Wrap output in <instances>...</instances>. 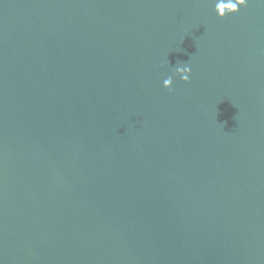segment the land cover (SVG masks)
Returning <instances> with one entry per match:
<instances>
[{
	"label": "water",
	"instance_id": "95a60500",
	"mask_svg": "<svg viewBox=\"0 0 264 264\" xmlns=\"http://www.w3.org/2000/svg\"><path fill=\"white\" fill-rule=\"evenodd\" d=\"M235 2L0 0V264H264V0Z\"/></svg>",
	"mask_w": 264,
	"mask_h": 264
},
{
	"label": "clouds",
	"instance_id": "9594fccd",
	"mask_svg": "<svg viewBox=\"0 0 264 264\" xmlns=\"http://www.w3.org/2000/svg\"><path fill=\"white\" fill-rule=\"evenodd\" d=\"M247 6V0H236V2L234 4H229L228 7L230 9H234V12H230L228 13V15L230 14H234L237 13L240 9V7H246ZM182 74L184 75V80L185 82H189L190 79V75H191V68H184L181 70ZM169 81H165V84H169ZM169 91H172L171 89Z\"/></svg>",
	"mask_w": 264,
	"mask_h": 264
}]
</instances>
